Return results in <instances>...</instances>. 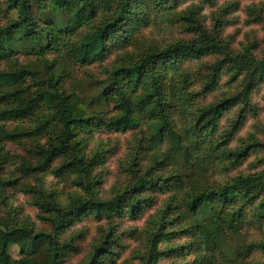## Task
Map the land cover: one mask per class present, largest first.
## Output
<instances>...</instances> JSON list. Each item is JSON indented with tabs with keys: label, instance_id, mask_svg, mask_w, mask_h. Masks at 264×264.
Instances as JSON below:
<instances>
[{
	"label": "trees",
	"instance_id": "16d2710c",
	"mask_svg": "<svg viewBox=\"0 0 264 264\" xmlns=\"http://www.w3.org/2000/svg\"><path fill=\"white\" fill-rule=\"evenodd\" d=\"M184 1L52 0L49 23L42 34L36 32L32 0L6 1L9 12L17 17L0 28V62L28 46H31L29 54L40 57L61 35L72 36L91 24L100 13L108 14L86 31L69 53H61L59 61L41 58L42 70L37 71L33 65L29 69L0 70V122L24 121L49 111V117L39 121L33 131H4V138L21 141L50 132L55 135L45 146H37L29 152L33 160L22 162L24 175L49 171L53 162L61 159V165L53 174L60 178L75 176L74 184L86 191L94 187L93 160H88L81 152L77 137L80 130L96 126L95 118L87 116L77 97L62 90L60 82L65 77L66 66L92 65L114 54L118 63L108 73L109 84L96 96L98 102L102 101L115 112L105 121L106 127L128 132L146 125L154 145L169 143L168 152L162 156L166 164L175 161L177 165L179 159L185 164L190 160L193 163L190 174L177 170L165 179L138 177L132 189L108 201L77 198L67 207H61L50 197L38 198V206L54 215L53 233H35L27 226L10 227L0 221V264H17L11 256L14 246L18 247L20 255L29 257L23 259V264H59L66 249L75 250L71 243L58 241L75 221L90 215L98 221L114 215L137 217L144 203L149 207L153 204L142 197L145 192L181 193L185 189L175 209L171 206L168 209L176 210L179 219L176 224L181 226L177 233L190 240L197 254V264H264L256 260L258 253L264 254V171L239 174L217 187L203 185L207 173L204 162L211 161L228 169L240 165L249 156L250 146L237 150L227 147L233 131H226L217 141L210 135L225 113L240 104L249 105L252 92L264 81V59L253 54L255 47L244 52L234 51L203 26L197 11L178 12L177 6ZM153 7L175 9L177 24L193 34L194 39L166 48L152 45L134 57L128 48L138 47L147 40L144 32L149 27ZM213 55L220 56V60L207 67L202 93L216 90L225 67L229 68L230 82L243 78L242 89L195 110L189 125L180 129L176 120L178 112H184L198 96L189 90L193 85L192 71L184 66ZM28 78L37 88L34 97L24 87ZM239 119L231 128L237 130L244 123ZM167 218L163 217L152 235V253L143 258L142 264H156L158 245L171 240L173 233L167 231ZM251 233L258 234L260 239L248 240ZM111 238L108 235L94 246V264H103V258L113 254L111 245L115 241ZM42 255L44 259L40 258Z\"/></svg>",
	"mask_w": 264,
	"mask_h": 264
},
{
	"label": "rangeland",
	"instance_id": "374dc122",
	"mask_svg": "<svg viewBox=\"0 0 264 264\" xmlns=\"http://www.w3.org/2000/svg\"><path fill=\"white\" fill-rule=\"evenodd\" d=\"M6 1L0 0V28L17 17L15 13L9 12ZM51 3L52 0H32L38 34L47 29ZM189 9L197 11L203 26L228 43L234 51L244 52L255 47L253 54L264 59V0H185L176 8L178 12H186ZM174 10L152 8L149 14L150 24L144 32L147 40L138 47L128 48L134 57L152 45L166 48L180 41L194 39L193 34L177 24ZM105 13H100L91 24L85 25L76 34L61 35L40 57L29 54L31 46L18 50L8 60L0 62V70L29 69L33 65L40 71L43 66L41 58L59 61L60 54L69 53L70 48L77 45L86 31L106 17ZM57 34L55 35L58 36ZM219 60L220 56L213 55L184 66L192 71L193 85L189 90L198 96L192 104L185 107V113L178 112L176 120L180 129L189 125L191 113L195 110L241 91L243 78L230 82L231 74L229 68L225 67L216 90L202 93L203 83L208 76L207 67ZM117 63L115 54L92 65L72 63L66 66L65 77L60 82L62 90L77 97L78 104L87 116L95 118L96 126L80 130L77 137L81 152L88 160H93L92 178L95 185L92 189L86 191L77 187L74 184L75 176L60 178L53 174V170L61 165V159L55 160L51 169L46 172L28 176L21 172L22 162L33 160L29 152L37 146H45L55 135L50 132L44 136L12 141L4 138L3 132L33 131L39 121L44 120L45 116L49 117V111H43L42 114H36L24 121L0 122V221L10 227L27 226L35 233L50 234L53 233L54 215L38 206V198L50 197L61 207H67L77 198L108 201L124 194L128 188L132 189L138 177L165 179L177 170L191 173V160L185 164L184 160L179 159L177 165H174L175 161L169 165L164 162L162 156L168 152L170 145L168 142L160 146L154 145L146 125L128 132L106 127L105 121L114 116L115 112L102 101L98 102L96 96L109 84L108 73ZM24 87L28 88L31 97L35 96L37 88L30 78L26 80ZM237 119L244 123L236 130L231 128V125ZM228 130L233 131L234 136L227 147L237 150L250 146L249 156L243 159L240 165L235 168L230 166L228 169L211 161L204 162L207 173L203 185L217 187L225 185L239 174L264 171V81L252 92L249 105L240 104L223 115L210 137L217 141ZM172 183L173 181H169V184ZM185 193L186 189L181 193L145 192L142 197L150 199L153 204L149 207L144 203L137 217H131L129 214L114 215L110 219L103 218L98 221L90 215L75 221L58 239L60 244L71 243L75 250L66 249L59 264H94V246L108 235L115 241L111 245L113 254L105 256L103 264H142L143 258L152 253V235L157 232L163 217H168L167 231L173 234L170 241H163L158 245L159 259L156 264H197V254L192 250L190 240L177 233L181 226L176 224L179 220L176 210L171 212L170 208L168 209L169 206L175 209L176 201ZM251 238L260 239L255 233H251L248 240ZM11 256L17 264H23L25 257L29 258L20 255L16 246L11 249ZM40 258L44 259V256ZM256 260L264 263V254L258 253Z\"/></svg>",
	"mask_w": 264,
	"mask_h": 264
}]
</instances>
